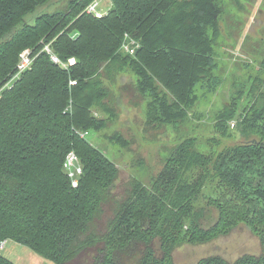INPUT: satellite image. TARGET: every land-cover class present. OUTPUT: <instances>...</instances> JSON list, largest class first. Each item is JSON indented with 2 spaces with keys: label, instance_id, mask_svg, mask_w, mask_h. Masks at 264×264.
I'll use <instances>...</instances> for the list:
<instances>
[{
  "label": "trees",
  "instance_id": "obj_1",
  "mask_svg": "<svg viewBox=\"0 0 264 264\" xmlns=\"http://www.w3.org/2000/svg\"><path fill=\"white\" fill-rule=\"evenodd\" d=\"M56 1L0 0V244L17 242L54 264H175L176 247L244 223L258 254L193 264H264V53L243 62L248 72L214 111L212 135L182 138L147 184L129 180L124 197L111 192L119 168L86 137L111 131L106 141L128 149L111 126L134 88L143 101L139 129L186 123L197 100L223 82L215 52L223 1L110 0L97 18L84 10L92 0H67L41 12ZM125 34L138 43L133 53L121 48ZM46 44L74 63L52 62ZM24 49L32 61L16 75ZM245 83L251 100L240 105ZM69 151L80 167L75 186L63 166ZM210 182L219 189L207 199L216 217L203 226L195 200ZM0 264H16L1 247Z\"/></svg>",
  "mask_w": 264,
  "mask_h": 264
},
{
  "label": "rangeland",
  "instance_id": "obj_2",
  "mask_svg": "<svg viewBox=\"0 0 264 264\" xmlns=\"http://www.w3.org/2000/svg\"><path fill=\"white\" fill-rule=\"evenodd\" d=\"M66 1L52 2L42 8L41 12L62 9ZM222 1L223 13L219 20L221 33L215 52L218 63L216 72L223 82L216 92L207 93L197 100L188 113L189 119L186 123L176 129L166 125L139 129L142 123L141 106L143 101L140 104L136 102L138 100L133 99V96H138L134 88L136 94H133L130 89V91H126L125 98L124 96L120 98L121 121L117 124L118 126H111L119 128L123 136L131 141L127 150L106 141V135L111 134V131L87 132V139L97 143L120 170L118 178L111 188V192L118 198L126 195L125 189L129 180L139 179L147 184L149 178L155 175L162 166L163 159L182 138L196 136L198 139L206 141L212 135L214 111L224 103L223 100H229L230 94L234 92L233 88H230L231 83L237 82L236 80H240L248 72L244 68L243 62H251L264 53V0ZM99 4L100 8L105 10L110 8L111 3L110 0H99ZM38 12L39 9L31 13L28 21H31L34 14ZM132 79L131 76H123L121 81L126 80L130 83ZM131 83L129 86L132 88L134 85ZM248 87L249 84L245 83L244 93L239 97L240 105L251 100ZM101 139L106 143H103ZM215 183H208L198 199L195 200V205L202 206L205 212L203 226L212 223L216 217V210L207 204L209 197L219 194ZM186 223L188 221L185 219ZM259 251L258 237L244 223H239L227 234L212 241L201 244L183 243L175 248L173 260L175 264H193L201 257L218 254L232 262L242 254H258ZM1 254L16 264H54L28 247L11 240L5 241L1 247Z\"/></svg>",
  "mask_w": 264,
  "mask_h": 264
},
{
  "label": "built area",
  "instance_id": "obj_3",
  "mask_svg": "<svg viewBox=\"0 0 264 264\" xmlns=\"http://www.w3.org/2000/svg\"><path fill=\"white\" fill-rule=\"evenodd\" d=\"M85 12L92 14L94 17L100 18L108 11V8L103 10L100 8L99 0H92L86 7ZM138 46V43L127 36L124 35V41L122 42L121 48L127 53H133L134 48ZM43 49L45 52L49 54L50 60L56 64H59L61 67L66 68L68 65L74 63V58H69L67 61L63 62L59 59V57L54 54L48 44L44 45ZM32 61V56L30 55L29 49H24L19 54V60L17 63V74L23 72L27 68H29ZM70 83H74V81H70ZM63 166L68 172V175L72 179V185L75 186L77 184V180L75 175L80 173V167L77 164V157L73 151H69L63 162ZM5 242H1L0 247H3Z\"/></svg>",
  "mask_w": 264,
  "mask_h": 264
},
{
  "label": "water",
  "instance_id": "obj_4",
  "mask_svg": "<svg viewBox=\"0 0 264 264\" xmlns=\"http://www.w3.org/2000/svg\"><path fill=\"white\" fill-rule=\"evenodd\" d=\"M262 145H264V142H261Z\"/></svg>",
  "mask_w": 264,
  "mask_h": 264
}]
</instances>
